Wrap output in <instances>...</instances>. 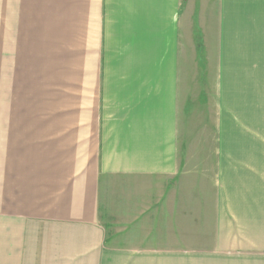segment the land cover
Masks as SVG:
<instances>
[{
    "label": "crops",
    "instance_id": "0c3cea01",
    "mask_svg": "<svg viewBox=\"0 0 264 264\" xmlns=\"http://www.w3.org/2000/svg\"><path fill=\"white\" fill-rule=\"evenodd\" d=\"M56 3L73 42L86 29L92 114L40 117L19 151L0 264H264V140L231 63L264 59V0Z\"/></svg>",
    "mask_w": 264,
    "mask_h": 264
},
{
    "label": "rangeland",
    "instance_id": "374dc122",
    "mask_svg": "<svg viewBox=\"0 0 264 264\" xmlns=\"http://www.w3.org/2000/svg\"><path fill=\"white\" fill-rule=\"evenodd\" d=\"M36 1L0 0V191L8 181L14 183L16 175L24 177L31 169L21 161L30 157L19 151L29 141L38 148L44 121L40 117L92 114L79 106L86 93L84 83L79 84L82 79L79 71L94 66L86 29L82 38L85 42H73V29L66 23L69 12L65 11L63 18L55 11L56 0L46 4V11ZM36 7L43 11L42 17L39 12L34 14ZM37 16L41 22L35 21ZM260 24L264 25V20ZM241 35L249 37L247 33ZM255 48H259L257 42ZM204 63L199 67L203 68ZM231 63L239 68L240 82L246 85L248 79L253 95L248 98L253 100L248 113L245 103H239L238 111L246 117L244 126L254 132L257 140H264V59ZM192 65L197 67L193 61ZM198 74L201 75L200 71Z\"/></svg>",
    "mask_w": 264,
    "mask_h": 264
}]
</instances>
